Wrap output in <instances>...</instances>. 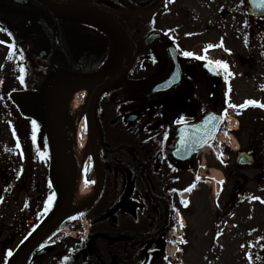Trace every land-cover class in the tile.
<instances>
[{
	"label": "flooded vegetation",
	"instance_id": "af4514ba",
	"mask_svg": "<svg viewBox=\"0 0 264 264\" xmlns=\"http://www.w3.org/2000/svg\"><path fill=\"white\" fill-rule=\"evenodd\" d=\"M58 1L87 3L123 15L135 43V58L124 80L97 100L101 179L96 196L75 218L55 227L33 249L26 264H209L188 259L216 257L217 251H225V241L226 247L245 249L248 236L264 232V189L244 188L250 183L241 173L247 166L236 163L235 152L225 154L223 160L213 153L217 133L192 151L194 145L208 141L212 118L197 133L203 138L190 137L194 133L182 127L196 121L213 103L222 121L226 117L234 62L229 63L232 75L226 79L221 67L209 64L223 60L220 54L216 57L215 47L203 60L182 54L205 55L209 44L219 49L221 42L211 38L217 26L208 18L200 27L194 17L199 10L187 9L184 0ZM210 3L214 2L202 4ZM242 11L247 13L246 4ZM232 12L224 8L219 18ZM53 13L41 0H0V264L7 263L56 199L44 128L8 100L10 61L15 65L9 82L18 83L23 77L22 85L11 89L39 91L45 72L55 67L89 71L103 60L105 42L92 27ZM233 18L235 24L237 16ZM244 18L252 20L258 31L250 35L256 36L264 61L263 20L246 14ZM220 29H231L230 22L220 23ZM152 32L160 35L146 42ZM10 45L16 59L8 58ZM224 49L230 62L233 51ZM247 56L237 58L244 80L263 67V62ZM212 69L218 76L209 73ZM228 140L232 147L237 138ZM215 166L225 180L213 177ZM93 167L86 173L87 183ZM259 168L253 179L262 187L264 164ZM215 181L221 185L220 192L230 184L227 200H221L217 189L214 192ZM181 220L178 239L170 230ZM170 245L175 246L172 256Z\"/></svg>",
	"mask_w": 264,
	"mask_h": 264
},
{
	"label": "bare ground",
	"instance_id": "6f19581e",
	"mask_svg": "<svg viewBox=\"0 0 264 264\" xmlns=\"http://www.w3.org/2000/svg\"><path fill=\"white\" fill-rule=\"evenodd\" d=\"M63 18H72L91 23L109 34V50L105 61L98 71H109L127 55L117 37L108 25L98 17L86 12L71 11L60 14ZM125 70L104 80L101 84L81 82L64 74H53L51 82L55 91L56 103L53 124L56 141L55 183L58 186L68 184L71 189L66 215L82 208L96 189L98 169L94 167V178L90 185L82 181V166L86 159H91L98 147L96 126L91 121L92 102L95 96L102 95L118 86L125 78ZM95 89H98L95 93ZM48 96L35 97L20 94L15 102L23 112L36 117H45ZM217 175L219 172L213 170Z\"/></svg>",
	"mask_w": 264,
	"mask_h": 264
},
{
	"label": "rangeland",
	"instance_id": "374dc122",
	"mask_svg": "<svg viewBox=\"0 0 264 264\" xmlns=\"http://www.w3.org/2000/svg\"><path fill=\"white\" fill-rule=\"evenodd\" d=\"M204 0H184L185 7L187 9L199 10V13L194 14V17L198 19L196 22L199 23L200 27L202 24H205L204 20L210 19L217 28L216 31L211 32V38L215 39L217 42H222L223 48L215 49L216 54L226 55L228 54L226 48H230L233 51V56L231 61L234 62L235 68V78L230 84L229 91L231 92V103L232 105H241L244 104L247 100H255L264 104V65L258 72H253L248 80H244L239 73H242L243 70L239 68L237 58L239 55H248V58L253 57L256 61L261 64H264L262 59L261 47L256 39V36L250 35L251 32L258 33L257 29L253 27V21L248 20L245 17V13L242 11V5L246 3V0H211L214 3H210V6L203 5ZM224 8L232 9V14L227 16L224 19L219 18V11ZM188 14V13H186ZM190 14V13H189ZM188 14V16H189ZM237 16V21L233 23V16ZM227 20L231 24V29H220V23H227ZM231 35L235 36L232 37ZM1 41V38H0ZM1 44V43H0ZM2 56L0 48V57ZM11 57L8 54V58ZM231 105V104H230ZM248 109L245 108H233L231 107L232 112L234 113L236 119H239L242 123V128L239 126V139L238 145L241 144L245 149L246 145L251 143L253 146V155L254 164L252 166L243 167L241 173L245 175L250 183H246L245 189L251 192L257 191V188L264 189V184L257 187L256 181L253 179L259 168L260 164H264V107L253 106ZM9 130H7V135ZM261 134V135H260ZM226 152H233L231 148L224 146ZM236 147L235 145L233 148ZM93 159V158H91ZM91 159H86V162L82 166V180L86 183V169L88 168L89 162ZM220 169L219 166L215 167ZM224 175V180H225ZM241 181H245V177L241 178ZM221 194V200H227L225 192L230 191V184L225 186L226 190L221 191V186L215 185V193ZM246 201V200H245ZM75 212V211H74ZM225 245V251L222 253L216 252L218 255L216 257L210 258H189L188 260H196L198 263H209V264H264V232L258 236H248L246 239V248H239L237 246H228L226 247V241L223 242ZM220 242H217L218 246ZM239 244V243H238ZM171 246V245H170ZM217 247L214 248L216 250ZM171 252L173 251L170 248ZM195 262V261H194Z\"/></svg>",
	"mask_w": 264,
	"mask_h": 264
},
{
	"label": "water",
	"instance_id": "95a60500",
	"mask_svg": "<svg viewBox=\"0 0 264 264\" xmlns=\"http://www.w3.org/2000/svg\"><path fill=\"white\" fill-rule=\"evenodd\" d=\"M49 9L52 11H65V10H77V11H84L88 12L91 15H94L104 21L111 32L117 37L119 43L127 49V55L124 59H122L114 68L110 69L109 71H94V72H77L71 71L64 68H56L51 72L46 73V78L42 85V90L40 92L34 91H14L9 94V97L12 100H15L20 94H26L31 96H42L44 94H48V103L46 109V116L44 121H42L44 129L46 131L48 144L50 146V176L51 180L54 184L57 193V199L54 208L49 213V215L36 227V229L32 232V234L25 240V242L21 245V247L17 250V252L11 257L8 264H24L27 254L30 248L40 240L51 228H53L56 224H58L61 219L65 215V211L67 208V203L70 198V188L66 185L57 186L54 180V169L56 164V144H55V133H54V124H53V113H54V106L56 103V96L55 91L51 82V77L53 74H64L67 76L74 77L75 79L81 82H93L101 84L107 78L113 76L114 74L126 70L128 66H130L134 60V44L127 33L125 27L122 25L120 19L114 16L111 13H108L100 8L85 6L84 4L80 3H72V2H60L56 0H42ZM249 3V12L255 16H263L264 17V6H261L260 0H248ZM59 14V13H54ZM62 14V13H60ZM215 74V73H213ZM163 81V79L161 80ZM160 82V81H159ZM98 89H95L97 92ZM211 113V111H210ZM208 113L202 115L199 120L194 122V124L190 127L184 126L187 130L192 128L200 129L201 125L204 122L208 121L207 117ZM215 125L220 121V117L215 111ZM215 126V128H216ZM213 128V127H212ZM96 160L98 158L96 157ZM237 162L240 164H248L250 165L253 162L252 156L246 154L244 152H240L237 157Z\"/></svg>",
	"mask_w": 264,
	"mask_h": 264
},
{
	"label": "snow or ice",
	"instance_id": "6c2138e0",
	"mask_svg": "<svg viewBox=\"0 0 264 264\" xmlns=\"http://www.w3.org/2000/svg\"><path fill=\"white\" fill-rule=\"evenodd\" d=\"M260 4L261 6H264V0H260ZM9 35H11V33H9ZM0 43H3V41H0ZM220 47H222V42H221V45H219ZM213 47H216V45H211L209 44L203 51L205 53V55H202V56H197L195 53L193 52H190V51H184L182 54L185 56V57H195L197 59H207V52L210 48H213ZM11 48H14V45H10V49ZM230 51V50H229ZM13 54L12 51H10L9 55L11 56ZM209 64H215L216 66H219L221 67L225 74H226V79H227V76L229 75H232V73L229 71V65L226 61H223V60H216V61H209ZM21 71H23V68H21ZM21 81L23 80V77H20ZM262 87H264V85H262ZM248 105H253V106H260V107H264V104L258 102V101H255V100H247L245 101L244 104H241V105H230L231 107L233 108H244V107H247ZM225 115H227V110H225ZM212 119H216V117H212ZM33 125L35 126V121H33ZM33 138H35L33 136ZM19 147V144L17 145ZM191 187H194V185L190 186L189 189H187L188 191H191ZM54 199V195L53 196H50L49 199H48V205L50 206L51 203H52V200ZM258 199V198H257ZM181 223V226L183 225V221L181 220L180 221Z\"/></svg>",
	"mask_w": 264,
	"mask_h": 264
}]
</instances>
